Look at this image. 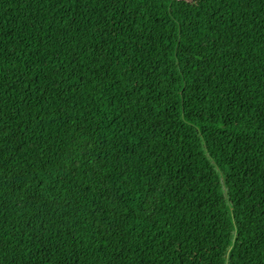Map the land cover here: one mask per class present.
<instances>
[{"label":"trees","instance_id":"16d2710c","mask_svg":"<svg viewBox=\"0 0 264 264\" xmlns=\"http://www.w3.org/2000/svg\"><path fill=\"white\" fill-rule=\"evenodd\" d=\"M0 264H264V0H0Z\"/></svg>","mask_w":264,"mask_h":264}]
</instances>
